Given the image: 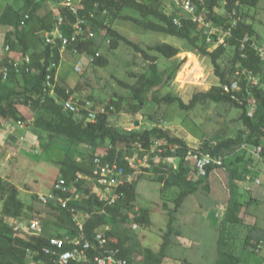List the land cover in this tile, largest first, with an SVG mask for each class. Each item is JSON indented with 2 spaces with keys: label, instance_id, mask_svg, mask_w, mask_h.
<instances>
[{
  "label": "trees",
  "instance_id": "obj_1",
  "mask_svg": "<svg viewBox=\"0 0 264 264\" xmlns=\"http://www.w3.org/2000/svg\"><path fill=\"white\" fill-rule=\"evenodd\" d=\"M36 0H25V5L20 9H15L12 5L6 8L1 17V23L6 26H12L17 32L16 39H7L12 50H21V57L29 54L32 58L30 64L31 70L18 73L15 70L11 72L7 81H0V121L7 123L29 122L35 128L45 131L54 136L63 137L75 144H86L94 150L83 159H78L73 153L67 152L65 158L61 161V172L63 178L70 185L71 192L64 194L65 198L73 196L75 188L84 191L83 198L78 201H69L68 207L64 208L58 203L56 208L59 211L58 221L64 226L69 233L57 232L55 236L62 237L65 234H75L77 230V221L71 209L83 212V224L86 237L94 240L98 232H103L112 247H120L122 256L129 260L132 264L134 255L143 256V264H166L168 255L167 247L169 245V236L173 232H179L174 227L176 214L184 205L188 196L197 193L201 188L202 180L209 178L214 167L210 168L209 176L205 179L197 178L195 170L186 156L190 149L188 144L177 137H173L169 130L159 127L147 129L143 132L132 131L125 132L109 123V114L101 115L96 121L87 119L84 115H75L67 112L61 103V99L65 96L63 87L56 86V95L51 94L50 87L47 85V66L53 61L60 62V47L58 45H45L44 37L39 36V40L45 45L41 51L35 47L36 34L51 31L55 28L58 15L65 17L66 23L63 30L67 34L72 33L71 25L77 19L67 9L62 8L57 15L53 10H47L42 16L37 12L29 13L32 3ZM263 0H227L228 14L238 6L255 8ZM221 5V0H207L206 7L211 18L217 20L215 15L217 7ZM126 8H132L139 12L142 19L131 15H121ZM107 13L114 17H122L131 20L145 29L170 34L172 36L188 40L189 43L199 48V36L193 35L197 29V24L189 17L181 19V25L176 23L174 17L169 14L162 5L160 0H83L80 6L79 15L88 21L96 22V15ZM30 15V18H26ZM215 15V16H213ZM25 24L22 25V22ZM106 29L107 34L111 37V43L117 48L121 41L132 46L136 51L141 53L145 59L150 62L149 73L141 75L136 85L131 86L135 92V98L140 105L147 103V93L154 87L169 82L181 67L179 63L176 67H168L164 70L158 66V57L148 52L147 49L141 47L125 35L121 34L113 26L102 25ZM245 35L260 40V34L253 23L243 20L233 29V35L229 37V44L236 49L235 58L242 62L246 68L258 70L261 62L251 48H247V57H241L240 39ZM227 41V43H228ZM82 43L77 44L80 48ZM73 46H70V48ZM208 47H201L203 53L211 57L214 64L215 72L219 77L220 84L214 86L211 90L201 93L203 99H210L215 102L230 103L241 108V120L249 134L239 133L236 138H230L220 141L216 144L205 143L200 147L201 153H211L213 155H236V161H241L246 155L244 152L238 153L237 149L243 142L250 144H261L264 142V89L256 88L254 94L258 99V104L253 117L248 115V106L240 104L223 91L222 86L229 81L225 73L221 71L219 58L225 51V45H219L213 51H209ZM150 49L156 50L166 58H175L181 53V49L173 44H158ZM95 60V59H94ZM97 62L105 64L99 58ZM6 63H3L1 67ZM164 99L168 102H179L185 108H192L199 101L195 96L190 103L183 102L180 98L167 95ZM154 102L159 103L160 99L155 97ZM167 139L168 143L177 147L172 150L168 145L162 146V151L153 149L154 140ZM109 142L105 153L102 155L104 159L116 160L126 167L127 173L134 171L126 160V157H143L147 151L151 152V162L155 165H161L163 168L157 167L160 174L158 181L166 190H175L176 198L173 200L174 206L169 207L168 203L164 204L166 214L169 216L168 230L163 235V242L158 251L145 247L138 234L134 232L130 225L133 221L142 225H150L152 209L143 208L140 212H132L135 202L138 199L137 181L126 182L122 185L118 192L119 198L114 204H107L101 201L92 188L87 186L88 179L93 175V159L97 155L100 148ZM137 144H141L143 149H137ZM125 149L127 151H125ZM199 153V154H201ZM238 153V154H237ZM198 154V155H199ZM172 158L178 162L175 166L168 162L167 159ZM157 160V161H156ZM166 160V161H165ZM227 161L226 166L228 164ZM235 176H239L238 169L231 168ZM237 170V171H236ZM79 175H83L84 179H79ZM231 197L228 208L224 212L223 222L224 230L219 240V258L216 264H246L242 255L237 251L234 245L233 237L227 233L228 229L234 224H242L243 219L239 216L241 202L238 200L234 176L231 175ZM210 189L209 185H206ZM0 264H31L29 258L32 257L33 264H58L42 251V247L46 245L52 235L44 234L40 237L24 238L15 235L12 224L7 220H28L27 211L30 207L20 197L19 188L12 182L0 177ZM51 203V202H50ZM52 203H55L52 201ZM229 226L228 228H226ZM45 229V227H44ZM227 229V231H225ZM245 248L251 252H257V246L260 244L250 236L245 238ZM96 250L88 251V260L85 262L71 261L68 264H93Z\"/></svg>",
  "mask_w": 264,
  "mask_h": 264
},
{
  "label": "rangeland",
  "instance_id": "obj_2",
  "mask_svg": "<svg viewBox=\"0 0 264 264\" xmlns=\"http://www.w3.org/2000/svg\"><path fill=\"white\" fill-rule=\"evenodd\" d=\"M160 1L164 9L176 21L181 22L184 17L191 18L183 5V0ZM194 1L198 10L205 14L219 30L223 31L227 28L232 16L227 12L226 0H221V5L216 9L217 20L209 16L205 6L207 0ZM8 2L16 5L25 4V0H0V14L4 10L5 3ZM32 4L29 13L39 12L43 8L51 9L53 6V9H57L59 14L63 8V0L34 1ZM235 9L243 20L254 24L260 34V40H263L264 0L255 8L238 6ZM121 15H131L142 19L139 12L132 8H126ZM95 19L96 22L88 21L87 25L84 26L79 38L82 46L77 48V51L74 50V46L66 47L63 51L60 48L57 85L63 89H71L80 100L89 99L95 105H113L114 110L109 113V123L119 130L143 132L154 127L169 130L173 137L180 138L188 144L192 155L190 161L192 167L194 157L201 153L200 147L205 143L216 144L226 139L236 138L241 132L245 135L249 134V130L240 118L241 108L226 102L203 99L201 95V93L220 84L211 57L201 50V47L206 46L209 51H213L219 45H225H216V41L219 40L217 39L218 35L212 34L210 30H206L196 23L197 29L193 35L199 36L197 44L199 48H197L192 46L188 40L145 29L122 17L100 13L96 15ZM102 25L113 26L121 34L147 49L149 53L156 55L158 66L162 70L168 67L174 68L183 62L169 82L162 83L147 93L148 101L146 104H139L131 86L137 84L141 75L149 73L150 62L123 41L117 48H114L111 37ZM41 36L44 37L45 34ZM208 36H211L212 43ZM223 39L226 40V49L221 54L219 63L221 71L231 79L234 77L240 61L235 58L236 49L229 44V38L223 37ZM6 40L0 39V67L3 63L21 58V50H12L11 47L10 50H7L10 45ZM164 43L179 47L181 53L175 58H166L156 50L150 49V47ZM34 45L36 49L41 51L45 48L46 42L44 45L41 40L35 39ZM98 58L105 61V64L97 62ZM79 64L82 66L81 71L77 70ZM167 95L178 97L187 104L195 96H198L199 101L194 107L185 109L178 101L168 102L164 99ZM155 97L160 99L159 103L153 101ZM15 123L17 125L22 124L21 122ZM30 126L35 132L37 144L28 152L22 151V155L28 162L24 163L23 167L17 171L18 176L21 177L20 182L26 183V186L29 184L33 192L37 193L31 197L25 196V193L22 195V198L29 200L32 205V208L27 211L28 220L26 221L28 223L41 222L45 227L46 235L55 236L59 231L69 233L58 221L59 211L56 209L58 204L56 202L45 204L40 200V195H47L49 191L51 192L55 182L63 177L61 161L67 152L73 153L76 158L81 160L94 149L86 144L72 143L63 137L54 136L52 138L49 133L35 128L32 123ZM166 140L164 138V141ZM108 145L109 142L105 143L98 153L103 155ZM125 151L127 150L125 149ZM231 158H228V164L231 162ZM231 165L229 164L226 169H217L219 175L216 179H213L212 176L211 183L209 182L210 176L206 180H202L200 190L188 196L176 214L174 227L181 230L182 234L173 236L172 239H176V243L169 247L171 250H168L169 257L166 264H192V236L198 243L203 242L209 248L213 245L214 238L218 234L219 244L225 222H223V215L218 212V207L220 205L226 207L229 192L231 195V183H229L231 181L228 180L234 174L233 171H229L228 167ZM157 167L166 168L152 163L150 157L143 164L136 161L134 171L126 177L128 182L137 181L138 199L132 212H140L143 208L153 210L151 213L153 214L151 218L153 223L150 225H142L136 221L130 224L134 232L140 237L142 244L152 249L159 247L163 241V235L168 230L169 216L167 220L164 204L168 203L169 207L172 208L174 206L173 200L177 196L175 190L164 189L157 180L160 176ZM94 185V181L87 183V186L91 188H94ZM206 185H209L210 189H207ZM245 185L240 183L239 187L237 184L236 188L238 200L242 203L250 199V192L245 189ZM83 196L84 191L75 188L70 201L78 202ZM73 212L75 219L83 222L85 217L83 212L80 210ZM16 222L17 220H14L12 223L13 227L17 224ZM244 227V224H234L228 231L225 229L229 236L233 237L236 248L245 246L244 239L241 237L246 232ZM22 236L30 238L27 234H22ZM29 262L34 263L32 257L29 258ZM132 264H143V256H134Z\"/></svg>",
  "mask_w": 264,
  "mask_h": 264
},
{
  "label": "built area",
  "instance_id": "obj_3",
  "mask_svg": "<svg viewBox=\"0 0 264 264\" xmlns=\"http://www.w3.org/2000/svg\"><path fill=\"white\" fill-rule=\"evenodd\" d=\"M41 2L43 0H36ZM83 0H63V8L67 9L72 15L76 16L77 19L72 23V33L69 35L63 30V25L66 23L65 17L61 14L58 16V21L51 31L45 32L46 44L56 46L58 45L63 51L66 47L74 46V50L77 51V44L79 43L80 34L83 31L84 26L87 25L88 20L79 15L80 6ZM227 3V0H226ZM183 5L187 12L191 15V19L204 27L206 30H210L212 34H216L218 41L216 45L225 44L226 40L223 37L229 38L233 35V29L238 25L239 22L243 21L242 17L236 9H233L229 14L232 16V20L229 22L227 28L223 31L219 30L213 22L208 19L205 14L198 10L196 2L194 0H183ZM26 18H30V15H26ZM177 24L181 25L180 21H176ZM25 21L22 22V25ZM211 40V36H208ZM213 42L212 40L210 41ZM240 50L241 57H247V48H251L258 59L261 62V67L258 70L245 68L240 61V64L236 70L233 78L229 79L222 88L225 93H228L232 99L240 104H246L249 108L248 115L253 117L256 110L258 99L254 94L256 88L264 89V39L255 40L250 35H245L240 39ZM10 50V46L7 47ZM94 60V59H92ZM32 58L29 54L17 59L10 61L7 64L0 67V81H7L12 71L22 73L23 70L29 72L31 70L30 64ZM59 63L53 60L47 66V85L50 87L51 94L56 95V86L58 78ZM77 70L81 71L82 66L79 64ZM64 97L61 99L63 108L75 115H84L91 121H96L101 115L109 114L114 110L113 105H95L91 100H80L71 91V89H64ZM168 145L169 148L174 150L176 147L164 141V139H156L153 144V151L158 149L162 151V146ZM137 149H143L141 144H137ZM238 153L244 152L250 157L256 158L264 162V142L261 144H250L243 142L237 149ZM237 153V154H238ZM236 154V153H235ZM226 155H213L211 153H201L194 157L193 168L195 170V176L197 178L205 179L209 176L211 167L224 168L228 158L233 156ZM151 156V152L147 151L146 154L141 157H126L130 166L135 168V162L139 164L146 163L148 158ZM192 155L186 156V161H191ZM168 162L172 163L175 168L178 166V162L172 158L167 159ZM93 175L87 177L88 181H94L95 185L92 188L93 193L97 197L107 204H114L119 198L120 194L118 189L126 182L128 176L126 167L116 160L104 159L102 155H97L93 159ZM192 167V165H191ZM249 168V167H248ZM250 169V168H249ZM79 179H84L83 175H79ZM244 179L247 183L246 190L252 189V184H261L262 181L259 177L254 176L251 172L244 173ZM71 192V188L67 180L61 177L57 180L53 186V189L47 195H40V200L48 204L50 202H56L60 206L66 208L70 198H65L63 195ZM224 205L219 206V211L223 210ZM71 211H76L75 208ZM74 213V212H73ZM77 230L75 234H65L62 237L51 236L46 245L42 247V251L50 256L54 263L68 264L71 261L85 262L88 260V251L90 249L96 250V255L93 260V264H130L129 260L122 256V249L120 247H112L109 245V241L103 232H98L94 240H89L86 237L84 224L82 221L76 219ZM137 226L136 224L134 225ZM15 235L27 234L30 237H40L44 234V226L39 221L28 223V221L18 222L14 225ZM262 244L257 246V251H260ZM264 264V263H262Z\"/></svg>",
  "mask_w": 264,
  "mask_h": 264
},
{
  "label": "crops",
  "instance_id": "obj_4",
  "mask_svg": "<svg viewBox=\"0 0 264 264\" xmlns=\"http://www.w3.org/2000/svg\"><path fill=\"white\" fill-rule=\"evenodd\" d=\"M9 5H12L15 9H20L25 4L16 5L15 3L12 2L5 3L4 10L0 14V21L3 13L6 11V8ZM53 8L54 7L52 6L51 10H53L56 14H58L57 9L55 8L56 10H54ZM47 10L50 9L43 8L39 12L37 11L35 12H37L38 15L42 16L43 14L46 13ZM44 34L45 32L42 33L38 32V34H36V36L33 37V39H39V36ZM16 35L17 32L13 30L12 26H6L0 22V39H16ZM32 121L33 120H30L29 122H22V124L19 125H17L15 121H9L7 123H2V125L0 126V177L15 184L19 188L21 198L24 193H25L24 195L28 197H31L33 194H37L36 192H33L32 187L29 184H27L26 186V183L22 184V182H20L21 177L18 176L17 173L18 169L23 167L24 163L28 162L25 156L22 155V151L28 152L30 151V149L34 148V145L37 144V142H35L36 141L35 132L34 130L31 129L32 127L30 126ZM233 157L234 158H231L232 165L228 168L229 169L233 168L234 171L235 169H238L240 175L235 176V174H233L234 176L233 178H235V183L238 184V187L240 183H244L246 184L245 185V189H246L247 183L244 179L245 172H251L254 176L259 177L262 181L261 184H252V189L249 191L250 199L245 203L241 202V208L239 212V216L243 219L242 224L245 225L244 228L246 230V232H244L243 235L241 236L243 237L244 242H245V238L250 236L252 239L262 244V247L260 251L257 252H251L250 250L246 251L248 248H245L244 246L237 247V251L242 255L243 259L245 260L244 262H246V264H262L264 263V162L256 158L250 157L249 155H245L241 161H236L237 157L236 156ZM227 166L225 168H214L211 172L209 182L211 183L212 176L213 179H216L218 177L219 171L217 169H226ZM230 178L231 177L228 178L229 181H231ZM230 197L231 195L229 192V197L226 200L227 201L226 207L224 206L225 208L223 210L218 211L220 214L224 215V212L227 210ZM23 201L28 205V207H30V209L32 208V205L29 200L27 201L23 199ZM152 216L153 214H151V218ZM7 220L11 224L14 222V219L12 218H8ZM167 220H168V215H167ZM20 221L21 220H17L16 223ZM23 221L26 220H22V222ZM151 222L153 223L152 219ZM168 223L169 222L167 221V225ZM228 227L229 226H227L226 228ZM181 234H182L181 230H179V232H173L170 234L169 245L167 247L168 257H169L168 250H171L169 249V247H172L173 244L176 243L175 241L176 239H172L173 236L175 237V235L177 236ZM217 236L218 234L214 238L213 245H211L209 248H207L203 244V242L198 243L192 236V249H191L192 264L217 263L219 258V244H218ZM161 244L156 249L153 248V250L158 251L161 247ZM255 257H257L258 259H256Z\"/></svg>",
  "mask_w": 264,
  "mask_h": 264
}]
</instances>
